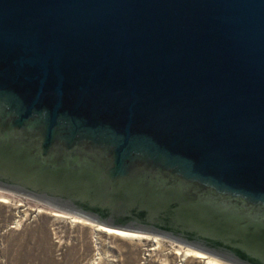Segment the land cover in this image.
Masks as SVG:
<instances>
[{
    "label": "water",
    "instance_id": "95a60500",
    "mask_svg": "<svg viewBox=\"0 0 264 264\" xmlns=\"http://www.w3.org/2000/svg\"><path fill=\"white\" fill-rule=\"evenodd\" d=\"M0 189L264 264V0H0Z\"/></svg>",
    "mask_w": 264,
    "mask_h": 264
},
{
    "label": "rangeland",
    "instance_id": "374dc122",
    "mask_svg": "<svg viewBox=\"0 0 264 264\" xmlns=\"http://www.w3.org/2000/svg\"><path fill=\"white\" fill-rule=\"evenodd\" d=\"M73 216L81 222H73ZM94 225L0 189V264H229L209 255L186 257L185 249L192 248L163 237L120 238L97 231Z\"/></svg>",
    "mask_w": 264,
    "mask_h": 264
},
{
    "label": "bare ground",
    "instance_id": "6f19581e",
    "mask_svg": "<svg viewBox=\"0 0 264 264\" xmlns=\"http://www.w3.org/2000/svg\"><path fill=\"white\" fill-rule=\"evenodd\" d=\"M54 214L57 215V216L64 215V214L58 213V212H56ZM72 221L73 222H81V219L77 218L76 216H73ZM94 226H95V228H96L97 231H101V232H104L106 234H111L112 236H115V237H120V238H134V237H140V236H142L141 233L124 231V230L110 228V227H106V226H102V225H98V224H95ZM157 247H161V244H157ZM165 250H166V248L161 247V251H165ZM175 253L176 254H179L180 251H175ZM183 255H185L186 257L195 256L197 258L206 257V254L205 253L200 252V251H197V250H193V249H185ZM212 260H213V258H209V261H212Z\"/></svg>",
    "mask_w": 264,
    "mask_h": 264
}]
</instances>
